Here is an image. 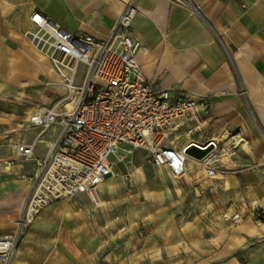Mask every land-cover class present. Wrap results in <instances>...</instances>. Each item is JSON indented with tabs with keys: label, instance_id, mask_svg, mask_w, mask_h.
<instances>
[{
	"label": "crops",
	"instance_id": "crops-1",
	"mask_svg": "<svg viewBox=\"0 0 264 264\" xmlns=\"http://www.w3.org/2000/svg\"><path fill=\"white\" fill-rule=\"evenodd\" d=\"M64 2L65 14L54 1L45 10L40 0H0V236L15 230L28 187L25 176L35 169L33 160L16 155L15 145L31 142L39 131L28 122L39 107L27 112L29 132L18 131L21 125L11 110L24 96L45 89L42 72L62 86L46 62L47 70L42 69L46 56H37L25 42L30 14H53L70 32L105 37L123 7L122 0ZM129 26L139 42L136 57L148 81L208 99L209 110L195 138L233 144L234 154L222 162L226 170L221 183L232 216L238 214L242 221L226 231L210 260L198 264H264V215H253L255 208L264 210V0H138ZM9 95L11 104L3 100ZM57 132L52 128L36 142L35 158L44 155L49 137ZM76 215L81 213L67 210L66 223ZM27 239L15 252L19 264H100L88 246L42 240L29 245Z\"/></svg>",
	"mask_w": 264,
	"mask_h": 264
},
{
	"label": "built area",
	"instance_id": "built-area-1",
	"mask_svg": "<svg viewBox=\"0 0 264 264\" xmlns=\"http://www.w3.org/2000/svg\"><path fill=\"white\" fill-rule=\"evenodd\" d=\"M137 2L123 0L122 10L105 37L70 32L37 10L30 14L29 22L35 29L30 33L32 42L38 48L45 42V56L68 89L58 103L30 115L28 122L39 130L37 136L29 143L15 145L16 155L33 160L35 169L25 176L28 187L15 230L0 236V264H13L30 213L79 196L98 206L102 183L113 174L114 158L131 165L132 154L141 151L151 165L179 176L191 156L187 147L211 146L202 158H193L213 177L216 160L234 154L232 143L194 137L209 110L206 97H188L180 88H165L147 80L136 57L139 42L129 26ZM80 64L83 70L79 73ZM71 88H75L73 97ZM65 98L69 99L67 106ZM52 128L58 132L49 137L44 155L35 158L36 142ZM253 215L260 219L264 210L255 208ZM232 221L238 223L242 218L235 214Z\"/></svg>",
	"mask_w": 264,
	"mask_h": 264
},
{
	"label": "rangeland",
	"instance_id": "rangeland-1",
	"mask_svg": "<svg viewBox=\"0 0 264 264\" xmlns=\"http://www.w3.org/2000/svg\"><path fill=\"white\" fill-rule=\"evenodd\" d=\"M40 1V7L45 10L54 1L57 6L62 4V13L68 11L64 0ZM79 9L83 11L82 7ZM34 31L29 22L24 30L25 42L36 55L37 52L46 55L44 41L39 48L32 42L30 33ZM41 61L42 69L47 70L46 63L51 67L48 60ZM82 70L80 64L79 73ZM41 81L45 89L40 94L24 96L23 103L11 110L21 125L18 131L26 130L27 112L58 103L66 92V88L43 72ZM3 100L12 103L10 95ZM63 103L67 106L69 99L65 98ZM225 159L222 156L216 160L218 172L210 177L196 161H188L185 172L173 176L166 168L148 163L141 151L132 154L131 165L126 166L114 158V174L102 183L98 206L84 197L51 203L25 221L19 244L27 236L29 245L42 240L58 246L65 242L88 246L89 253L100 264H166V260H185L184 264L206 262L210 260V252L223 243L226 231L238 224L232 221L230 203L221 183L226 170L222 163ZM7 174L13 175L11 170ZM67 210L81 215L66 223ZM19 263L13 260V264Z\"/></svg>",
	"mask_w": 264,
	"mask_h": 264
},
{
	"label": "water",
	"instance_id": "water-1",
	"mask_svg": "<svg viewBox=\"0 0 264 264\" xmlns=\"http://www.w3.org/2000/svg\"><path fill=\"white\" fill-rule=\"evenodd\" d=\"M211 146L207 148H200L196 145H191L186 148V152L193 155L196 158H202L205 153L210 149Z\"/></svg>",
	"mask_w": 264,
	"mask_h": 264
},
{
	"label": "bare ground",
	"instance_id": "bare-ground-1",
	"mask_svg": "<svg viewBox=\"0 0 264 264\" xmlns=\"http://www.w3.org/2000/svg\"><path fill=\"white\" fill-rule=\"evenodd\" d=\"M59 77H60L59 80H62V87L68 89V84L63 80V77L62 76H59ZM74 94H75V88H71V95H72V97H73ZM187 161H196V162H198V160L196 158H193V155H191L190 157H188V160ZM111 178L112 177L107 178V179H111ZM107 179H105V180H107ZM32 215H33L32 213H30L28 215L29 216V219H31L33 217Z\"/></svg>",
	"mask_w": 264,
	"mask_h": 264
}]
</instances>
